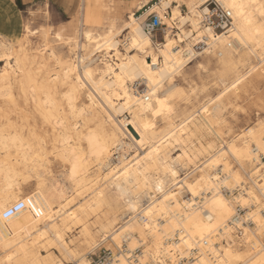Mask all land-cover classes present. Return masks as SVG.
I'll use <instances>...</instances> for the list:
<instances>
[{"label": "snow or ice", "instance_id": "obj_1", "mask_svg": "<svg viewBox=\"0 0 264 264\" xmlns=\"http://www.w3.org/2000/svg\"><path fill=\"white\" fill-rule=\"evenodd\" d=\"M12 4L0 264H264V0Z\"/></svg>", "mask_w": 264, "mask_h": 264}, {"label": "crops", "instance_id": "obj_2", "mask_svg": "<svg viewBox=\"0 0 264 264\" xmlns=\"http://www.w3.org/2000/svg\"><path fill=\"white\" fill-rule=\"evenodd\" d=\"M65 2H67L69 5H71L72 0H53V8L60 12L62 17H68L70 18V13L68 11V8L64 7ZM79 4H82V0H77V9ZM15 7H20L19 5ZM15 11L14 6L12 4V0H0V19H5L9 17L14 18Z\"/></svg>", "mask_w": 264, "mask_h": 264}, {"label": "rangeland", "instance_id": "obj_3", "mask_svg": "<svg viewBox=\"0 0 264 264\" xmlns=\"http://www.w3.org/2000/svg\"><path fill=\"white\" fill-rule=\"evenodd\" d=\"M83 2L86 3V0H82V4H84ZM77 10H79V7H78ZM54 12L56 13V15H57L58 17L62 16L61 13H60V12H57L55 9H54ZM0 70H1V69H0Z\"/></svg>", "mask_w": 264, "mask_h": 264}, {"label": "built area", "instance_id": "obj_4", "mask_svg": "<svg viewBox=\"0 0 264 264\" xmlns=\"http://www.w3.org/2000/svg\"><path fill=\"white\" fill-rule=\"evenodd\" d=\"M103 252L104 259H107V253L104 250H101ZM98 257L100 256V253L97 254Z\"/></svg>", "mask_w": 264, "mask_h": 264}, {"label": "bare ground", "instance_id": "obj_5", "mask_svg": "<svg viewBox=\"0 0 264 264\" xmlns=\"http://www.w3.org/2000/svg\"><path fill=\"white\" fill-rule=\"evenodd\" d=\"M84 3V2H83ZM2 70V69H1Z\"/></svg>", "mask_w": 264, "mask_h": 264}]
</instances>
